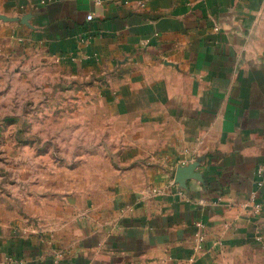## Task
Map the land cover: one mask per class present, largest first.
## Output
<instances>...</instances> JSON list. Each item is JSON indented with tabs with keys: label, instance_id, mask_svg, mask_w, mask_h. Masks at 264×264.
I'll use <instances>...</instances> for the list:
<instances>
[{
	"label": "crops",
	"instance_id": "crops-1",
	"mask_svg": "<svg viewBox=\"0 0 264 264\" xmlns=\"http://www.w3.org/2000/svg\"><path fill=\"white\" fill-rule=\"evenodd\" d=\"M1 53L86 86L88 141L0 206V264H264V0H0Z\"/></svg>",
	"mask_w": 264,
	"mask_h": 264
},
{
	"label": "rangeland",
	"instance_id": "rangeland-1",
	"mask_svg": "<svg viewBox=\"0 0 264 264\" xmlns=\"http://www.w3.org/2000/svg\"><path fill=\"white\" fill-rule=\"evenodd\" d=\"M24 58L0 54V206L21 205L29 184L54 172L55 161L85 157L86 120L71 111L85 108L71 95L86 86L58 79ZM83 148V149H82ZM47 171V172H46Z\"/></svg>",
	"mask_w": 264,
	"mask_h": 264
},
{
	"label": "built area",
	"instance_id": "built-area-1",
	"mask_svg": "<svg viewBox=\"0 0 264 264\" xmlns=\"http://www.w3.org/2000/svg\"><path fill=\"white\" fill-rule=\"evenodd\" d=\"M91 1L94 2V3H99V0H91ZM45 3H46L45 1H41V4H45ZM140 6H142V4H140ZM87 20L88 21H91L92 20V16L91 15H88L87 16ZM257 178L258 179L256 180V183H255V185H256V191H254L251 194V200L255 199L258 191L260 189H262L263 186H264V167H260L258 169V171H257ZM154 192H156V191H154ZM254 205H255L254 206L255 212L260 213L261 207H262V203L255 202ZM202 241H203V238L202 237H199V242H202Z\"/></svg>",
	"mask_w": 264,
	"mask_h": 264
},
{
	"label": "water",
	"instance_id": "water-1",
	"mask_svg": "<svg viewBox=\"0 0 264 264\" xmlns=\"http://www.w3.org/2000/svg\"><path fill=\"white\" fill-rule=\"evenodd\" d=\"M194 165L188 167L178 168L176 171L175 182L180 185V187H184V183L191 179L197 178L195 174H193Z\"/></svg>",
	"mask_w": 264,
	"mask_h": 264
}]
</instances>
